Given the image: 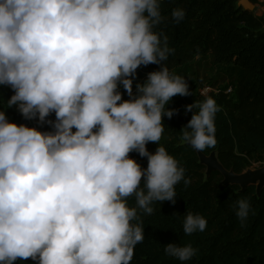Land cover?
<instances>
[{"label":"clouds","instance_id":"obj_1","mask_svg":"<svg viewBox=\"0 0 264 264\" xmlns=\"http://www.w3.org/2000/svg\"><path fill=\"white\" fill-rule=\"evenodd\" d=\"M171 16L179 23L185 11ZM164 19L161 0H0V85L14 93L6 107L52 129L17 125L0 110V264H131L144 240L141 213L175 204V186L191 183L158 143L162 117L177 112L166 105L192 94L165 63L175 50L154 30ZM149 64L160 68L134 94L136 70ZM219 110L210 95L186 105L182 140L200 152L214 147ZM234 207L245 226L250 201ZM206 227L202 215H185L186 235ZM164 251L188 261L198 249L168 243Z\"/></svg>","mask_w":264,"mask_h":264},{"label":"trees","instance_id":"obj_2","mask_svg":"<svg viewBox=\"0 0 264 264\" xmlns=\"http://www.w3.org/2000/svg\"><path fill=\"white\" fill-rule=\"evenodd\" d=\"M176 8L185 11L179 23L171 16ZM161 13L165 19L154 30L166 35L168 47L175 50L165 62L169 70L194 56L211 53L216 62L231 65L237 74L236 84L229 86L232 95L226 89L208 94L220 108L215 116L217 142L201 153L208 156L215 152L226 170L241 174L260 162L264 155V34L259 31L260 19L237 7V0H161ZM159 68L156 64L140 66L133 80V93L136 83H143L147 73ZM119 90L122 100L129 99L122 86ZM189 90L191 95L171 99L166 108L177 112L171 119L162 117V120L163 133L170 137L164 148L185 168V177L191 178V183L185 186L181 181L175 186V204L155 202L151 215L141 213L144 240L135 246L131 264H264V187L259 193L256 186L240 192L238 186H222L223 178L218 172L206 177L196 150L181 138V129L192 116V112L185 111V106L205 99L195 86L189 85ZM12 94L10 87L0 85V99L7 118L42 132L52 130L48 124L26 120L20 113L16 115L15 106L6 107ZM47 119L55 120V114ZM153 145L154 142L146 144L149 152ZM129 156L141 167H147L146 157L135 151ZM241 198L248 199L252 208L243 227L234 207ZM128 204L135 206V198L129 197ZM189 212L206 218L207 227L203 232L184 233L183 220ZM168 243L181 246L190 243L198 251L190 260L180 261L165 253ZM14 264L35 262L28 258L18 259Z\"/></svg>","mask_w":264,"mask_h":264},{"label":"rangeland","instance_id":"obj_3","mask_svg":"<svg viewBox=\"0 0 264 264\" xmlns=\"http://www.w3.org/2000/svg\"><path fill=\"white\" fill-rule=\"evenodd\" d=\"M238 3V0H237ZM253 9L250 13L260 19V33L264 34V0H254L251 2ZM238 7V4H237ZM241 8V7H239ZM170 73L180 75L185 78L188 85L195 86L201 95H208L211 92L217 93L218 90L226 89V93H230V85L234 87L237 82V74L231 65L225 63L216 62L211 53L200 54L190 58L183 65H175L169 70ZM0 110L4 111V102L0 99ZM16 115H19V111H14ZM10 122V118H7ZM22 122L19 123V125ZM170 137L166 133L162 134L160 146L165 147L169 143ZM158 147L157 143H154L152 147V153L155 152ZM264 167V155L261 156V161L252 165L251 170H256Z\"/></svg>","mask_w":264,"mask_h":264},{"label":"water","instance_id":"obj_4","mask_svg":"<svg viewBox=\"0 0 264 264\" xmlns=\"http://www.w3.org/2000/svg\"><path fill=\"white\" fill-rule=\"evenodd\" d=\"M238 7L245 11H251L253 5L249 0H238ZM199 164L206 169V177L212 172H218L222 176V186H238L240 192H244L248 186H256L259 193L261 188L264 187V167L256 170L247 169L241 174H236L231 170H226L218 161L215 152L210 153L208 156L197 151Z\"/></svg>","mask_w":264,"mask_h":264}]
</instances>
